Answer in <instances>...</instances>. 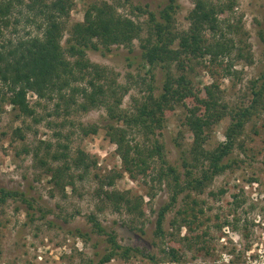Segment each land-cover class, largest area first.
I'll return each mask as SVG.
<instances>
[{
  "label": "rangeland",
  "instance_id": "374dc122",
  "mask_svg": "<svg viewBox=\"0 0 264 264\" xmlns=\"http://www.w3.org/2000/svg\"><path fill=\"white\" fill-rule=\"evenodd\" d=\"M88 1L92 0H73L63 45L71 25L82 20ZM177 2L174 26L177 31H185L193 1ZM165 3L128 0L118 11L144 23L145 14H130L134 6L148 5L147 9L158 10ZM219 17L223 26L227 21L237 25L238 31L227 34V38L238 46L217 61L193 60L186 75L202 97L203 87L215 84L229 109L247 106L252 85L264 72V0H236L234 9ZM28 29L21 27L19 35ZM15 36L9 31L5 34L6 38ZM129 49L113 45L107 52L89 49L86 54L127 88L121 108L134 111L148 95L150 74L141 60L140 39H135ZM153 72L154 92L158 93L162 73L158 68ZM27 100L34 109L33 116L21 115L8 103L0 112V187L20 191L32 204L28 208L20 198L0 204V264H96L108 244L106 236L98 234L89 222L90 215L108 233H114L120 245L140 251L129 259L114 258L106 264H174L168 254L171 248L184 264H264V105L258 106L246 122L238 138L240 145L226 158L229 168L202 190L179 196L165 216L164 235L159 237L155 234L157 212L170 202L173 188L172 181L153 180L159 160L152 161L156 172L130 176L123 171L116 145L106 137L103 107L56 116L55 100L38 99L31 92ZM185 102L186 107L193 105L190 99ZM186 107L178 104L166 111L165 126L161 133L156 132L165 160L178 167L181 181L182 163L189 159L193 139L184 123ZM229 123L230 115L213 125L206 148L224 141ZM90 125H96L97 132L83 135L80 127ZM130 137L132 141L142 139L136 132ZM61 145L67 146L69 163L82 151L89 164L86 172L71 165L66 174L73 177V184L64 187L55 185L49 172L63 163L48 154L61 150ZM109 177L114 178L111 185ZM111 190L142 197L143 215L131 214L124 207L115 210L103 196L104 191Z\"/></svg>",
  "mask_w": 264,
  "mask_h": 264
},
{
  "label": "trees",
  "instance_id": "16d2710c",
  "mask_svg": "<svg viewBox=\"0 0 264 264\" xmlns=\"http://www.w3.org/2000/svg\"><path fill=\"white\" fill-rule=\"evenodd\" d=\"M192 1L189 27L185 31H177L174 26L179 8L177 0H166L158 10L147 9L148 5L134 6L130 14L135 11L139 15L145 14L144 23L133 15L118 11V7L128 0L88 1L82 20L71 25L63 45L73 0H0V112L8 103L21 115L33 116L34 109L27 100L29 92L38 99L55 100L53 112L56 116L103 107L106 137L116 145L123 171L130 176L146 175L151 170L156 172L152 164L155 159L159 160L160 166L153 180L173 182L170 202L157 212L155 234L159 237L164 235L165 216L179 196L186 191L202 190L216 175L229 168L226 158L240 145L238 138L246 122L258 106L264 105V72L254 81L247 106L229 109L215 84L203 87V97L194 91L186 75L191 62L207 58L213 62L231 55L234 46L238 45L228 39L227 34L236 33L238 27L228 21L223 26L224 21L219 17L231 12L236 0ZM21 27L29 29L19 35ZM7 31L16 36L6 38ZM135 39H140L141 60L148 66L150 81L144 101L134 111H126L121 104L127 88L117 83L105 67L92 63L86 52L89 49L107 52L113 45L128 46L131 50ZM157 68L161 70L162 81L160 91L155 93L153 69ZM187 99L193 102L192 106L186 107ZM178 104L186 107L184 123L193 136L189 159L182 163V181L178 167L165 160L163 145L156 138V132L161 133L165 126L166 111ZM228 115L230 123L224 131V141L212 149L206 148L210 129ZM80 129L83 135L97 132L96 125ZM133 132L140 134L142 139L132 141L130 135ZM60 147L61 150L55 149L48 154L54 161L63 160V163L49 172L54 184L64 187L73 184V177L66 174L71 165L86 172L89 164L82 151H78L69 163L67 146ZM24 151L28 152V149ZM113 179L109 177L108 185ZM103 196L115 210L124 207L131 214L143 215L142 197H132L128 192L117 190L104 191ZM16 198L32 208L20 191L0 187V204ZM88 220L98 234L106 236L108 244L96 264H106L114 258L129 259L140 253L138 248L120 245L115 234L108 233L95 216L90 215ZM168 254L174 264H184L176 249H169Z\"/></svg>",
  "mask_w": 264,
  "mask_h": 264
}]
</instances>
